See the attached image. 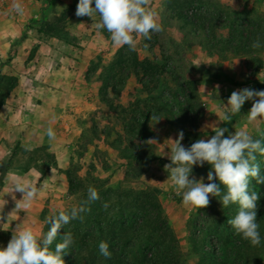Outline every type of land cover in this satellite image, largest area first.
Returning <instances> with one entry per match:
<instances>
[{"label":"rangeland","instance_id":"374dc122","mask_svg":"<svg viewBox=\"0 0 264 264\" xmlns=\"http://www.w3.org/2000/svg\"><path fill=\"white\" fill-rule=\"evenodd\" d=\"M207 1L217 12L231 14L252 8L258 15H264L262 0ZM246 1L250 3L244 4ZM12 2L13 0H3V9L0 10V30H3L0 33V73L15 77L18 83L23 74L15 70L13 58L22 47L24 51L19 56L21 55L20 58L23 59L21 63L25 64L35 56L41 45L60 43L79 45L86 42L91 43L92 52L85 78L96 82L99 90L104 77L108 76V66L120 48L111 42L106 29L97 31L94 28L93 25L99 22V16L77 17L75 10L68 9L75 0H20L24 7L23 15L11 13ZM147 9L155 13L157 22L162 26V31L151 33L152 39L158 41L160 48L157 44L150 45L153 40L147 43L146 40L137 37L136 50L133 52L139 59L147 58L157 62L160 61V52H166L170 70L162 73V79L157 85L149 82L147 89L157 95L163 94L164 102L173 111L172 115L165 111L161 112L156 116L161 119L158 122L150 118L145 128L144 141L152 145L154 159L144 164L134 162L121 155L114 147L117 136L122 134L120 122L117 120L118 111H112L107 104L100 101L99 96V103L93 99L91 101L93 107L73 116L72 132L68 136L69 145L66 143L63 145L62 157L68 160L66 170H69L73 179L81 180L84 185L97 187L102 190L98 191L101 194L104 190L110 189L117 195L130 197L146 186L159 190L157 201L163 217L178 241L179 264H194L196 257L190 249L194 224L200 228L204 227L208 214L212 216L216 213L214 216L216 219L224 208L229 210L232 208L237 212L238 205L230 204L223 207L219 201L220 197L210 196V203L205 208L190 209L183 206L182 197L176 195L169 187L170 182L167 179L169 173L164 167L171 163L169 159L171 140L177 139L178 133L182 131L183 139L180 142L185 148H189L198 139L211 138L215 134V127L227 128L225 137L235 131L245 130L254 139L259 138L257 128L264 130V124L249 123L247 120V113L257 98L246 101L240 113L233 116L228 123L220 122L218 106L221 103L226 104L235 90L250 88L264 91V51L246 54L231 52L227 47H223L221 41L225 38L227 29L222 28L224 22L220 18L217 19L221 27L219 25L215 32L216 40L219 42L212 40L213 46L207 50L202 38L179 29L178 24L169 19L171 13L167 9V0H149ZM62 13H65V18L57 24L59 27L55 28L59 38L38 32L43 22L56 25V19ZM243 26L249 28L246 23ZM140 79H142L140 74L131 72L118 96L108 94L115 106L119 104L133 111H141L144 105L149 106L147 89L141 85ZM118 81L116 78L110 83L117 84ZM144 81L146 82V79ZM185 96L189 98V103L184 100ZM139 100L144 101L143 105H137ZM177 100L182 104L176 103ZM188 105L194 107L193 111ZM128 141L135 144L143 140L128 137L120 148H126ZM258 156L260 155L256 154V157ZM210 170L211 166L207 163L203 166L194 165L189 178L199 180L203 177V182L207 184L209 183L207 173ZM212 182L218 183L215 179ZM256 184L255 179L251 180L249 191H256L261 195ZM78 193L79 191L75 195L70 194L64 207L76 205ZM135 238L137 239L134 240ZM135 238L131 235L125 241L127 245L125 256L140 264V260L144 259L148 251H143L146 250L144 238L137 235ZM171 253L178 255L173 251ZM253 253L258 258V264H264V241L259 250H253Z\"/></svg>","mask_w":264,"mask_h":264},{"label":"trees","instance_id":"16d2710c","mask_svg":"<svg viewBox=\"0 0 264 264\" xmlns=\"http://www.w3.org/2000/svg\"><path fill=\"white\" fill-rule=\"evenodd\" d=\"M78 2L79 0H75L68 9L76 11ZM92 6H95L94 0ZM212 6L207 0H167V9L171 13L169 19L176 22L179 29L202 38L207 50L212 48V40L218 41L215 32L219 28L218 19L220 18L224 22L222 28L227 29V34L221 41L223 47H227L231 52L246 54L264 51V15H258L252 8L235 11L231 14L217 12ZM64 18L65 13H62L56 19V25L43 22L38 32L57 38L55 28L59 27L57 24ZM244 23L249 28L246 29L243 26ZM257 37H260L262 47L253 49L251 44ZM151 40L153 39L151 38ZM151 40H146V42L149 43ZM157 43L158 41L155 39L150 45ZM158 48H160L159 45ZM168 63L169 57L166 52H160V61L157 62L147 58L139 59L127 45L122 46L109 64L108 76L104 77L99 88L100 101L107 104L112 111H118L119 119L117 120L120 122L122 134L117 136L114 147L120 151L121 155L134 162L144 164L154 159L151 151L152 145L144 141V131L151 116H157L163 111L173 114L172 109L164 102L163 94L157 95L147 89L149 82L157 85L162 79V73L170 70ZM131 72L142 76L140 83L147 89L149 106H142L141 111L128 110L119 104L115 106L108 96L109 93L115 96L119 95L122 85ZM116 78L119 79L118 83L111 84L110 81L116 80ZM16 84L15 77L0 73V107ZM184 100L189 103L187 96L184 97ZM143 103V100H139L137 105H143ZM176 103L182 104L180 100H177ZM188 107L193 111V106L188 105ZM150 111L152 112L150 113ZM128 137L143 141L135 144L128 141L126 148H120V145L124 143V140L127 141ZM257 155L260 154L257 153ZM256 158L262 166L261 175H264V155ZM64 173L69 193L75 195L79 191L76 205H73L78 206L81 201L87 199L89 186L84 185L81 180L73 179L69 170H64ZM256 185H258V192L261 194L257 208L261 245L264 241V185ZM95 189L97 192L102 191L97 187ZM158 193L159 190L150 186L144 187L130 197L117 195L114 190L110 189L104 190L102 194L98 192L99 199L86 206L88 210L81 214L82 220L79 218L70 220L68 224L58 230V235L50 249L54 251L55 244L62 242L63 235L71 232L74 243L70 246L69 253L62 256L65 264H136L137 262L125 256L127 246L125 241L131 235L134 238L137 235V237L142 236L145 240L146 250L143 251H148L144 259L140 260V264H179L178 241L163 217L160 204L157 201ZM103 194L106 196L104 197ZM105 203L109 205L107 210L103 208ZM73 206H66L62 210H70ZM59 211L54 213L58 214ZM52 214H42V234L49 230L50 225L46 223V219ZM215 214L207 215L206 226L201 228L197 224L193 226L190 249L196 257L194 264H258V258L254 256L253 250L258 251L260 245L252 246L249 241L235 235L227 223L228 219L234 218L237 212L232 208L230 210L224 208L216 219ZM134 240L132 239V242ZM101 242L108 244L111 258L100 255L99 244ZM172 251L178 255L172 254Z\"/></svg>","mask_w":264,"mask_h":264},{"label":"clouds","instance_id":"9594fccd","mask_svg":"<svg viewBox=\"0 0 264 264\" xmlns=\"http://www.w3.org/2000/svg\"><path fill=\"white\" fill-rule=\"evenodd\" d=\"M148 4L149 0H94L93 7V0H79L75 14L77 17L90 18L98 15L99 22L93 25L97 31L106 29L115 46L127 45L130 51H135L137 37L140 40H151V33L162 31L155 13L147 9ZM11 11L18 15L24 14L20 0H13ZM251 47H262L260 37L253 41ZM254 98L257 99L247 113V120L249 123L264 124V91L250 88L233 91L227 103L218 106L220 122H230L233 116L240 113L242 105ZM151 119L157 122L161 120L154 115ZM215 128V134L211 138L198 139L189 148H185L180 142L183 139L182 131L178 133L177 139L171 140V163L164 166L169 173V187L176 195L182 197L183 206L190 209L207 207L210 196L220 197L219 201L223 207L238 205L237 214L228 219L227 223L235 235L249 241L252 246H258L261 240L257 208L261 197L256 191L250 192L249 185L253 179L257 184L264 185V175H261V168L256 159L257 153L264 155V130L258 127L259 138L254 139L245 130L235 131L225 137L227 128ZM45 135L50 142L56 139L52 127L46 129ZM26 150H31L30 146H26ZM205 163L211 166L207 173L209 183L205 184L203 177L199 180L194 177L190 179L193 166H203ZM214 179L218 183H213ZM13 191L22 194V199L17 202L27 210L31 208L39 188L32 181L16 178L11 192ZM97 199V190L89 186L86 200L70 210L53 213L46 219L50 228L42 235L35 233L31 227H17L7 246L0 248V264H65L62 256L69 253L70 246L74 243L72 233H65L62 242L55 244L54 251L50 246L56 239L58 230L70 220H82L81 214L88 210L86 206ZM108 207L107 203L103 205L105 210ZM99 253L105 258H111L108 244L105 242L99 244Z\"/></svg>","mask_w":264,"mask_h":264},{"label":"crops","instance_id":"0c3cea01","mask_svg":"<svg viewBox=\"0 0 264 264\" xmlns=\"http://www.w3.org/2000/svg\"><path fill=\"white\" fill-rule=\"evenodd\" d=\"M23 51L20 48L13 58L22 78L0 107V248L7 246L17 227H31L42 235V214L66 207L68 160L62 157V147L69 145L73 116L93 107V99L99 103L96 82L85 78L91 43L41 45L25 64L19 56ZM48 127L55 131V141L45 135ZM16 178L39 188L27 210L17 202L22 194L11 192Z\"/></svg>","mask_w":264,"mask_h":264},{"label":"built area","instance_id":"2783aa9c","mask_svg":"<svg viewBox=\"0 0 264 264\" xmlns=\"http://www.w3.org/2000/svg\"><path fill=\"white\" fill-rule=\"evenodd\" d=\"M2 3H3V0H0V10L1 9H3V5H2ZM8 9V8H7ZM9 11V10H8ZM12 12V11H11Z\"/></svg>","mask_w":264,"mask_h":264}]
</instances>
